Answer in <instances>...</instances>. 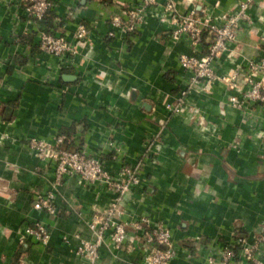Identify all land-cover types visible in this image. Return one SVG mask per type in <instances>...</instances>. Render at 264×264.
<instances>
[{"label":"crops","instance_id":"crops-1","mask_svg":"<svg viewBox=\"0 0 264 264\" xmlns=\"http://www.w3.org/2000/svg\"><path fill=\"white\" fill-rule=\"evenodd\" d=\"M55 2L49 28L30 17L24 1L0 0V264H92L76 255V235L92 240L87 222L116 197L78 178L57 185L55 164L29 148L33 139L55 144L65 137L67 148L99 157L116 179L123 165L140 164L141 183L123 198L125 220L146 216L171 230L172 264H208L240 237L255 243L264 233V104L235 108L229 99L237 92L219 81L183 95L192 74L180 56L193 49L186 39L172 41L170 19L150 10L135 35L112 24L142 0ZM173 2L181 14L195 9L219 24L248 2L252 22L216 71L242 70L243 81L248 64L264 59V0ZM81 26L88 37L79 45ZM48 28L77 45L76 54H44L39 36ZM180 98L187 105L171 113L168 105ZM49 191L55 216L34 208L35 196ZM38 223L50 229L49 245L21 251L26 228ZM145 252L131 231L123 249L104 246L97 264H141Z\"/></svg>","mask_w":264,"mask_h":264},{"label":"built area","instance_id":"built-area-1","mask_svg":"<svg viewBox=\"0 0 264 264\" xmlns=\"http://www.w3.org/2000/svg\"><path fill=\"white\" fill-rule=\"evenodd\" d=\"M22 1L25 2L27 13L37 22H43L49 12L56 10L55 0ZM150 10L164 14L170 19L172 27L170 33L173 42L186 39L193 49L192 55L182 54L180 56L182 68L192 74L187 85L188 91L183 95L187 96L191 93L194 86L200 85L206 89L219 81L237 92L238 95L231 96L229 99L235 108L244 110L246 105L264 104V59L251 61L248 64L247 77L243 81L240 78L242 70H235L226 76H220L216 71L221 57L231 52L238 42V32L242 25L252 22L248 2H241L238 9L225 16L219 24L210 14L202 15L195 9L181 14L173 0L164 2L142 0L138 6L129 8L123 18H113L112 24L115 29L122 30L127 35L136 34ZM110 36H115V33L111 32ZM87 37L88 30L81 26L76 35L78 44H82ZM39 40L40 50L44 54L59 59L67 55H75L77 52V45L69 42L66 37L57 35L55 29H42ZM202 48L204 50L201 52L199 49ZM186 105V100L180 98L176 104L168 105V109L173 114H180ZM198 114L197 110L195 116L203 123L204 119ZM192 118H194L193 115ZM65 140V137H60L53 144L33 139L30 140L28 146L43 161L55 164L54 174L58 181L57 185H61L66 178H78L80 183L87 185L104 184L116 195L106 210L99 212L87 222L92 240L76 235L79 241L76 255L89 260L92 264H97L104 246L121 250L130 240V232L135 231L140 234L146 247L141 264H172L176 257V248L173 244L171 230L154 224L146 216L134 222L125 220L123 198L134 186L140 185V164L136 167L123 165L120 171L122 178L116 179L99 157L91 156L85 150L64 149L61 145ZM110 146L113 148V143ZM113 149L120 152L119 147L114 146ZM55 199L54 191L46 194L39 193L35 196L34 208L49 216H55L58 213ZM50 239V229L45 224L38 223L25 231L23 244L27 245L26 240H29L32 243L48 246ZM64 241L68 243L69 237H64ZM261 255H264V233L252 244L246 237L238 238L232 246L221 251L219 259L212 257L208 264H235L239 261L262 264L259 258Z\"/></svg>","mask_w":264,"mask_h":264},{"label":"trees","instance_id":"trees-1","mask_svg":"<svg viewBox=\"0 0 264 264\" xmlns=\"http://www.w3.org/2000/svg\"><path fill=\"white\" fill-rule=\"evenodd\" d=\"M56 17H57V16H56V12H55V11H51V12H49V13L47 14V16L45 17V19H44L43 21H45L46 24L49 25V28H50V27L53 28ZM133 35H135V34H133ZM67 145H68V141H65L61 146H62L64 149H67V150H70V151H80V150H81V149L71 150L70 148H67ZM44 213H45V212H44ZM47 215H48V214H47ZM33 226H35V225L32 224V225H30L28 228L33 227ZM28 228H26V230H27ZM26 230H25V231H26ZM26 242H27V243H26V244H27V247L25 248L24 246H22L21 251H22V249H26V250H28V248L30 247V245L36 244V243H32V242H30L29 240H26ZM38 245H39V244H38ZM45 247H47V246H45Z\"/></svg>","mask_w":264,"mask_h":264},{"label":"water","instance_id":"water-1","mask_svg":"<svg viewBox=\"0 0 264 264\" xmlns=\"http://www.w3.org/2000/svg\"><path fill=\"white\" fill-rule=\"evenodd\" d=\"M71 78H72V76H67L66 80H67V79H69V80H70Z\"/></svg>","mask_w":264,"mask_h":264}]
</instances>
